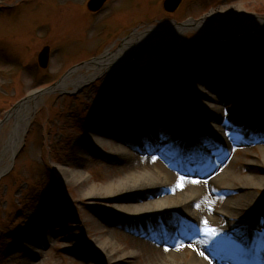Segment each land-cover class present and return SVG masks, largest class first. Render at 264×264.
I'll list each match as a JSON object with an SVG mask.
<instances>
[{
	"label": "rangeland",
	"instance_id": "rangeland-1",
	"mask_svg": "<svg viewBox=\"0 0 264 264\" xmlns=\"http://www.w3.org/2000/svg\"><path fill=\"white\" fill-rule=\"evenodd\" d=\"M87 2L0 0V158L5 167L0 177V264H17L22 260V247L27 243L23 234L27 232L35 233L42 241L54 237L49 250L36 248L39 252L49 251L43 264H85L87 260L92 264H136V261L110 263L102 258V250L94 242L97 221L102 222L100 213L113 216L115 209L111 204L118 199H128V193L114 198L89 199L83 196L77 180L67 178L58 169L60 166L78 169L87 178L86 185H101L109 179L111 167L98 163L105 152L95 147L87 151L75 145L86 131L87 122L103 112L110 125L105 123L106 129L110 127V131L118 133L126 127L133 137L144 140L134 128L123 127L116 115L128 106H139L144 95L151 102L157 100L153 107L169 121L171 113L179 114L180 108L191 106L195 96L192 86L199 75L233 76L228 61L236 52L250 55L254 71L262 74L261 79L253 80L258 87L256 93L263 89L264 26H246L245 20L224 18H217L204 27L185 26L182 33L155 48L145 44L133 56L112 62L76 88L72 83L76 74L68 72L71 67L77 66L79 73L94 72L95 65L91 63L153 25L168 21L186 24L189 20L204 18L214 9L232 5H239L252 17H264V0H184L174 13L164 10L163 0H108L97 12L90 11ZM45 45L51 48L50 62L47 68H42L38 54ZM88 60L91 61L85 62ZM162 71L166 75L157 80ZM61 78L52 90L43 92L37 107L31 110L15 156L4 151L15 125L14 117L4 120L5 116L31 93L42 91ZM65 80L67 84L61 85ZM152 81L159 86L160 95L150 89ZM214 84L219 88L218 80ZM253 96L248 94L241 101L253 102ZM218 98L220 96L213 93L212 99ZM205 101L212 105L220 102ZM246 109L242 105L238 116ZM192 116L195 121L201 119L195 113ZM251 116L253 114L246 113L244 120L251 121ZM149 122L152 124L151 120ZM250 124L244 130L245 141L231 145L229 165L236 175L253 174L256 175L254 181H258L264 176V129L253 121ZM168 126L171 127L169 123ZM142 131L144 137L151 134L146 128ZM180 132L169 139L171 144L162 154L150 149L136 153L143 155L155 169V159L151 158L154 155L168 166L189 161L190 156L198 159L201 150L193 145L191 137L192 140L187 139ZM206 144L214 149L219 146L216 138L209 136ZM187 184L189 188L194 185L189 181ZM215 187L212 200L219 206L217 209L242 199L237 197V189ZM139 199L134 203L143 201ZM46 219L50 220L48 224ZM153 224L156 226L154 220ZM131 225L135 226L133 221L120 217V225L102 237L113 239L118 245L130 242L135 235L129 228ZM233 226H236L234 231L246 236L240 221H234ZM183 245L186 247L176 262L171 261L173 264H183L185 257H191V248L186 243ZM167 246L176 250L173 244Z\"/></svg>",
	"mask_w": 264,
	"mask_h": 264
},
{
	"label": "bare ground",
	"instance_id": "bare-ground-1",
	"mask_svg": "<svg viewBox=\"0 0 264 264\" xmlns=\"http://www.w3.org/2000/svg\"><path fill=\"white\" fill-rule=\"evenodd\" d=\"M217 18L245 20L246 26H264V17H252L239 5L222 6L212 10L204 18L189 20L184 25H177L172 21L164 22L159 26L139 31L136 36H132L124 42L119 49L106 52L96 62L91 63V66L95 65L94 72L79 73L75 68L72 72L76 74V77L72 79V83L75 86L85 84L103 68L114 61L133 56L145 44L155 48L159 43L182 33L185 26L193 24L204 27ZM196 62L198 63V61ZM228 64L231 66L230 70L233 75L231 78L203 77V75L197 77V81H194L192 86L195 96L192 97L191 106L180 108L181 117L180 113H171L170 120L167 121V116L163 117L162 113L153 108V104L157 100L152 99L151 102L144 95L140 100L142 109L135 108L137 105H131L127 109L125 108L126 110L124 109V113L116 115L123 127L131 126L130 128L136 130L139 138L144 140L133 137L131 131L126 127L125 131L118 133L112 129L110 131V127L106 129L105 123L108 125L106 122L108 120L103 112L96 114L87 122L86 131L77 139L75 145L85 148L87 151H91L95 147V150L97 148V151L105 152L104 157H101L103 161L99 160L98 163H106L111 167L112 173L109 179L101 185H86L87 178L78 169L63 166L58 169L67 178L77 180L79 186L82 187L83 196L89 199L114 198L121 193H128V199H118L119 201L111 204V207L115 209L113 216L103 213L99 215L102 222L97 221L99 225L94 242L102 250L103 259L110 263L136 261V264H173L171 261L176 262L179 253L186 247L183 245L184 243L191 248L192 254L189 258L185 257L186 261L183 264H260L264 259V192H262L264 176L261 180L254 181L256 175H236L232 166L229 165V162L232 161L231 145L239 140L244 142V130L251 125L250 120H244L246 113L253 114L251 122L255 121L264 128V83L262 91L256 93L258 87L253 80L261 79L262 74L254 71L249 54L236 52ZM165 75L166 72H160L157 80ZM70 78L71 76L68 79L70 80ZM215 80H218L219 88L214 84ZM260 82L263 81L260 80ZM66 84L65 80L61 85ZM150 87L154 93L160 95L159 86H156L155 81L151 82ZM213 93L219 94L221 99H212ZM42 94L41 90L31 93L9 114V117L15 118V125L4 151L12 156L18 151L29 123L31 110L33 107H37ZM248 94L254 95V101L247 105L241 101V98ZM205 99H211V102H220L212 105ZM116 104L119 105V101ZM241 105H245L247 109L239 117L238 111L241 109ZM130 108L135 109L127 112ZM258 109L261 112H258ZM192 113L200 116L201 119L195 121ZM151 119H153L152 124L150 122L148 126L147 122ZM168 123L171 127L168 126ZM242 123L245 124L244 127L239 126ZM144 126L151 132L145 137L142 133ZM196 128L216 138L219 146L215 149L208 148L204 144L208 137L196 131ZM180 131L195 138L194 144L200 148L201 158L199 156V159H195L190 156L188 157L189 161H181L182 163L177 165L168 166L155 158L157 156L154 155L151 158L155 159V169L147 163L143 155L136 153V151L142 152L150 149L153 153L162 154L171 144L169 139ZM216 157H220L218 162H210L211 158ZM4 170L5 167L2 166L0 158V177ZM210 172H214V174ZM201 178H205V180ZM187 181L193 182L195 186L192 185L189 188ZM181 184L183 185L182 190L179 186ZM215 185H223L230 191L239 190L237 197H242V199L238 202L226 203L220 206L222 208L217 209L219 206L212 200L216 190ZM138 198L143 201L134 203V200ZM40 210L42 211L41 208ZM120 217L133 221L135 226L131 225L129 228L135 235L130 242L118 245L113 239L103 238L102 234L112 233L114 227L120 225ZM205 219L208 221V226L221 230V235L217 237V240L228 242L229 255L235 254L239 259H221L217 255L215 242L200 243L206 238L203 230ZM153 220L156 226H154ZM44 221L47 224L50 222L47 219ZM234 221L237 223L240 221L247 233L246 236L243 237L240 231H234L236 230V226H233ZM25 238H27V243L22 247L24 255L17 264H43L44 257L49 251L39 252L36 248L45 247L49 250V246L53 244V241L50 240L54 237L51 236L50 240L42 241L35 233L27 232L23 234V240ZM230 241L242 243L247 249L254 248L256 250L255 258L253 259V256L247 251L234 250ZM168 243L175 245L176 250L168 248ZM164 251H166L165 254ZM201 252H204L205 255H201ZM259 258L262 260L258 261ZM85 264H92V262L87 260Z\"/></svg>",
	"mask_w": 264,
	"mask_h": 264
},
{
	"label": "water",
	"instance_id": "water-1",
	"mask_svg": "<svg viewBox=\"0 0 264 264\" xmlns=\"http://www.w3.org/2000/svg\"><path fill=\"white\" fill-rule=\"evenodd\" d=\"M107 0H89L88 1V9L91 11H98L100 10L104 4L106 3ZM183 2V0H164L163 1V6L164 9L168 12H175L179 6L181 5V3ZM195 20V19H193ZM173 23L177 24V25H184L185 22H176L173 21ZM156 25H153L152 27H155ZM130 38V37H129ZM125 42V41H124ZM123 42V43H124ZM50 53H51V48L49 45H45L39 52L38 54V63L42 68H47L49 66V62H50ZM75 67L71 68L68 72H72ZM73 69V70H72ZM72 70V71H71ZM67 72V73H68ZM62 81V78L60 80L57 81V83L53 84L52 86L42 89V92H48L50 90H52V88L54 86H56L58 83H60ZM28 98V97H27ZM27 98H24L19 104H21L23 101H25ZM18 105H16L15 108H17ZM14 110V109H13ZM11 112V111H10ZM10 112L5 116L4 120L8 119ZM3 120V121H4ZM15 156V154H14ZM2 175V174H1Z\"/></svg>",
	"mask_w": 264,
	"mask_h": 264
},
{
	"label": "snow or ice",
	"instance_id": "snow-or-ice-1",
	"mask_svg": "<svg viewBox=\"0 0 264 264\" xmlns=\"http://www.w3.org/2000/svg\"><path fill=\"white\" fill-rule=\"evenodd\" d=\"M179 186L182 187L183 185L181 184ZM173 190H175V189H173ZM197 207H199V205H197ZM204 225H205V227L203 230L205 232L206 238L201 240L200 243L211 244V243L215 242V248L217 251V255H219L221 257V259H239V257L235 254L229 255V253H228V242H226L224 240H217V237L221 235V230L217 229L216 227L208 226L207 219H205ZM230 243H231L234 250L240 251V252L247 251L249 254H251L253 256V258H255L254 254H255L256 250L254 248L253 249H247L244 244L236 242V241H230ZM200 254L205 255L204 252H201Z\"/></svg>",
	"mask_w": 264,
	"mask_h": 264
}]
</instances>
